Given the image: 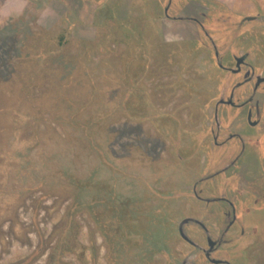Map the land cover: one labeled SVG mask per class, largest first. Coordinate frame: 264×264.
<instances>
[{"label":"rangeland","instance_id":"rangeland-1","mask_svg":"<svg viewBox=\"0 0 264 264\" xmlns=\"http://www.w3.org/2000/svg\"><path fill=\"white\" fill-rule=\"evenodd\" d=\"M176 1L184 6L191 2ZM208 3L224 9L220 13L231 17L235 24L244 26L246 17L257 19V24L248 25L260 33L257 43L264 47V0H192V6L200 12H207L202 5ZM79 4V0H0V264H50V244L55 240L49 236L69 223L66 210L70 200L51 191L46 180H58L63 186L67 174H74L72 171L77 172L78 168L82 180L91 179L92 170H96L94 183L108 182V187L99 185L80 191L82 208L70 218L75 226L67 236L70 247L63 264H140L134 256L137 252L127 258L119 247L120 236L118 245L111 236L115 229L126 227L121 217L125 216L129 198H124L122 190L129 187L120 180L123 189L117 190L119 197L104 190L112 189L116 177L113 165L126 163L129 147L152 146L157 139L149 123L136 121L137 113L131 116L122 106L129 95L124 85L133 83L135 79L129 76L140 65L134 56L141 32L120 23L125 12L116 11L113 16L83 12ZM133 9L136 20L163 18L156 0H136ZM178 10L182 11L183 6ZM130 14L125 19H130ZM114 18L119 22H114ZM143 27L149 30L148 61L161 58L160 74L158 70L150 72L145 93L150 99L164 100L166 112L175 104L182 107L179 113L173 110L170 118L166 114L159 125L152 122L158 129H170L174 155L166 153L155 162V169L160 166L166 183L173 185L187 175L182 165L185 161H179L180 143L189 127L186 106L190 99L197 105L212 99L216 82L210 78L211 63L215 61L203 44L192 40L187 25L165 20L163 25ZM244 48L252 54L250 61L264 70V49L258 54L252 44ZM152 106L161 105L155 102ZM84 107L90 108L80 114L78 111ZM77 114L85 117H80L82 126L88 125L89 120L96 122L88 135V130H83L80 147L64 143L77 132L65 125ZM179 117L181 123L177 122ZM248 134L258 135L253 130ZM93 138L91 155L87 144ZM258 139L256 147L247 149L244 160L246 167L255 172L262 170L264 161V135ZM149 153L158 159L153 151ZM182 155L186 157L187 151ZM47 176L51 179L44 181ZM135 198L134 194L132 199ZM246 225L251 238L243 243H255L254 264H264V212H252ZM73 238L78 246H72ZM38 247H42L39 253Z\"/></svg>","mask_w":264,"mask_h":264},{"label":"flooded vegetation","instance_id":"flooded-vegetation-1","mask_svg":"<svg viewBox=\"0 0 264 264\" xmlns=\"http://www.w3.org/2000/svg\"><path fill=\"white\" fill-rule=\"evenodd\" d=\"M134 1L136 0H79L83 12L110 16L116 11L127 13L120 23L141 32L140 43L135 48L138 51L134 56L135 60H140V65L129 76L135 79L133 83L124 85L129 95L122 106H125L131 116L137 113L135 120L149 123L157 134L152 146L133 144L129 147L126 163L113 165L117 179L114 178L112 189L109 192L105 189L104 193L119 197L117 190L123 188L118 182L122 180L129 187L125 192L122 190V194L125 199H129L128 206L124 207L125 216L121 217L125 219L126 227L124 230L115 229L111 236L117 245V236H120L119 247L127 258L131 253L137 252L134 256L140 264H254L255 243L251 245L243 242L251 238L246 228L247 216L252 212H264V161L262 170L255 172L246 167L244 160L247 149L256 147L258 138L264 135V70L250 61L252 54L245 50L244 45L252 44L258 48V54L264 49L257 43L261 40L260 33L249 26L258 22L249 21L247 19L251 17H246L243 20L246 26L235 24L231 17L220 13L224 9L218 5L203 4L202 7L206 6L207 12H200L192 6V0H189L191 2L187 6L176 0H156L157 6L162 9L163 18L148 21L141 17L136 20L133 17L137 15L132 13ZM181 5L183 10L178 12ZM128 14L130 19H125ZM113 20L119 22L116 18ZM165 20L185 27L187 25L192 32V40L203 44L212 56L211 60L215 61L211 63L213 69L210 78H214L216 82L212 99L198 105L190 99L186 106L190 115L189 127L186 132L183 130L184 139L179 147V161H185L182 165H185L187 175L173 185L166 183L164 170L161 171L160 166L155 169V162L162 160L166 153L174 155L175 149L169 141L170 129H158L152 122L159 125L166 114L170 118L173 110L179 113L182 107L175 104L166 112L162 106L164 100L150 99L145 93L150 72L158 70L160 74L161 58L148 61L149 30L143 26L149 27L153 23L163 25ZM130 57L133 58V54ZM117 75L115 72L114 76ZM160 90L165 91L163 88ZM155 102L161 105L160 108L152 106ZM90 107H84L85 110L82 108L78 112L83 113ZM94 112H98V109L94 108ZM80 114L73 120L71 118L70 122L66 121L65 125L76 130L78 135L76 136V132L73 137L64 140V143L66 141V144L80 147L83 130H88V135L95 126L94 119L89 120L88 125L82 126L80 117H85ZM176 117L177 114H174V120H177ZM177 122H180V117ZM252 130L258 133L256 137L249 136L248 133ZM94 140L91 139L87 144V151H91V155ZM149 151H153L158 159L151 157ZM183 151H187L186 157L182 155ZM121 168L124 170H119ZM112 170L109 169V172ZM72 172L74 174H67L68 179L63 186L49 176L43 179H51L46 180L52 188L51 191L60 192L70 200L66 210L69 223L66 222V227L59 233L49 236L51 240H55L53 245L50 244V264L64 263L63 256L70 247L67 236L73 230V225L75 226L70 218L82 208L80 191L93 189L94 186L99 188L100 185V182L99 185L94 183V177L97 178L98 173L96 170H92L91 179L86 180L81 179L79 168L77 172ZM101 184L100 186L108 187V182L106 185ZM55 187L61 190H53ZM134 194L136 198L132 199ZM142 224L143 227L140 228ZM72 241V246H78L74 238ZM41 251L42 247H38L36 252Z\"/></svg>","mask_w":264,"mask_h":264},{"label":"water","instance_id":"water-1","mask_svg":"<svg viewBox=\"0 0 264 264\" xmlns=\"http://www.w3.org/2000/svg\"><path fill=\"white\" fill-rule=\"evenodd\" d=\"M247 20H249V21H253V20H257V19H254V18H248Z\"/></svg>","mask_w":264,"mask_h":264}]
</instances>
